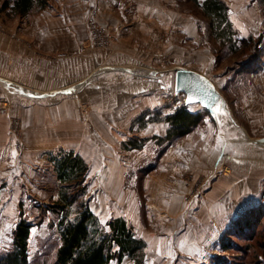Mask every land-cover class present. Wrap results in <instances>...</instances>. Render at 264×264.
I'll list each match as a JSON object with an SVG mask.
<instances>
[{
	"label": "rangeland",
	"instance_id": "374dc122",
	"mask_svg": "<svg viewBox=\"0 0 264 264\" xmlns=\"http://www.w3.org/2000/svg\"><path fill=\"white\" fill-rule=\"evenodd\" d=\"M204 1L104 0L100 8H76L73 29L83 40L55 55L77 58L73 80L53 90L0 78V259L26 220L31 263H56L64 185L54 157L72 151L89 166L82 201L103 225L130 215L149 254L193 264L186 262L197 251L190 246L210 236L196 264H264V0H223L233 34L204 14ZM95 54L103 65L92 72L86 61ZM180 68L208 76L228 110L218 98L217 121L203 105H188L202 113L201 123L172 140L165 118L186 103L175 90ZM139 79L156 84L149 95L133 89ZM130 139L146 141L128 149ZM79 209L80 201L70 206L69 219ZM174 209L180 216L167 215ZM175 232L189 248L179 250L175 237L168 248L156 239Z\"/></svg>",
	"mask_w": 264,
	"mask_h": 264
},
{
	"label": "trees",
	"instance_id": "16d2710c",
	"mask_svg": "<svg viewBox=\"0 0 264 264\" xmlns=\"http://www.w3.org/2000/svg\"><path fill=\"white\" fill-rule=\"evenodd\" d=\"M52 0H4L2 10L21 17L33 10L47 8ZM204 14L212 22L219 20V26H226L233 34L232 23L228 20L229 7L223 0H205L201 5ZM232 40L233 36H229ZM252 41L255 39L250 38ZM249 40H244L243 43ZM202 113L192 112L186 103L167 116L170 124L167 139L179 140L189 134L201 123ZM146 140L130 139L128 149H142ZM59 180L63 183L60 237L61 246L57 251L55 264H110L113 259L122 261L128 256L137 264H144L146 242L138 239L133 228L124 219L117 218L103 225L87 202L82 201L87 189L89 166L86 160L74 152H62L54 157ZM66 185V186H65ZM80 201L78 215L69 219L67 210ZM109 228V230L107 229ZM32 225L26 220L18 223L15 230L13 250L0 259V264H32L29 259V239ZM224 248H226L224 246Z\"/></svg>",
	"mask_w": 264,
	"mask_h": 264
},
{
	"label": "crops",
	"instance_id": "0c3cea01",
	"mask_svg": "<svg viewBox=\"0 0 264 264\" xmlns=\"http://www.w3.org/2000/svg\"><path fill=\"white\" fill-rule=\"evenodd\" d=\"M3 2L4 0H0V78L8 81L16 80L36 89L47 87L48 89L55 90L65 87L63 86L66 84L65 82L73 80L74 71L76 70L74 68L75 62L78 63V61H76L77 58L73 56L70 58L56 59L55 55L60 51L72 52V49L78 46L76 42H81L83 40V37L81 36L82 34H79L76 29H73L75 22H79L76 16H79L80 13L76 11V8H80L81 10L88 9L89 7H94V9L100 8L104 3V0H54L47 8L43 10L35 9L26 17L14 15L10 13L9 10L3 11ZM82 15L83 14H81V16ZM100 57L99 54H95L90 61H86V65L87 63H91L92 72L103 65ZM81 67L83 66L81 65ZM86 68L84 69V72L88 73L86 76H89L90 73L88 72V67ZM83 78L85 79L86 77ZM71 84L73 83L67 84V88ZM55 85L59 86L50 88ZM155 85L156 84L152 81L139 79L133 81L132 87L133 89L141 90L144 95H149V93L155 88ZM99 87L100 86H96V88ZM161 87L164 88V86ZM215 119L218 121L216 116ZM63 148L60 146L52 149L55 152H58ZM167 215L180 216V211L174 209ZM117 218L124 219L129 225L133 221L127 213L114 215L113 220ZM176 232L173 233L171 237L170 235H166V237L156 239L165 240L166 248H168L169 242L175 237V239H178L176 245L179 246V250L189 248V245H182L184 235H179V233ZM136 237L144 240L146 244L148 243L144 238L137 235V233ZM209 239H211L210 236L202 242L198 240L196 244L190 246L197 251L192 255L193 260L186 261L187 263L196 264L202 259L201 252L199 251L200 249L203 250V256L206 255L204 250L207 248L210 249L209 244L206 243V240ZM176 245H172L174 259L177 258L178 255L175 248ZM148 246L149 244H147V247L144 250V264L168 263L169 257L166 256L167 254L161 256H158L157 254L153 256L149 254ZM178 257L186 258L184 253L182 256ZM154 259L156 260L155 262ZM110 264L137 263L134 259L126 256L122 261L113 259Z\"/></svg>",
	"mask_w": 264,
	"mask_h": 264
},
{
	"label": "water",
	"instance_id": "95a60500",
	"mask_svg": "<svg viewBox=\"0 0 264 264\" xmlns=\"http://www.w3.org/2000/svg\"><path fill=\"white\" fill-rule=\"evenodd\" d=\"M153 74H158V71H153ZM175 90L177 93L186 94L187 105L201 104L216 117L215 108L218 98L222 108L228 110L227 102L220 96L216 86L208 76L196 70L187 68L176 70ZM190 98L192 103H189ZM258 142L264 143V138L258 139Z\"/></svg>",
	"mask_w": 264,
	"mask_h": 264
},
{
	"label": "snow or ice",
	"instance_id": "6c2138e0",
	"mask_svg": "<svg viewBox=\"0 0 264 264\" xmlns=\"http://www.w3.org/2000/svg\"><path fill=\"white\" fill-rule=\"evenodd\" d=\"M193 101L191 100V98L189 99V103H192ZM158 254H159V250H158Z\"/></svg>",
	"mask_w": 264,
	"mask_h": 264
},
{
	"label": "bare ground",
	"instance_id": "6f19581e",
	"mask_svg": "<svg viewBox=\"0 0 264 264\" xmlns=\"http://www.w3.org/2000/svg\"><path fill=\"white\" fill-rule=\"evenodd\" d=\"M175 82H176V75H175ZM216 109V108H215Z\"/></svg>",
	"mask_w": 264,
	"mask_h": 264
}]
</instances>
